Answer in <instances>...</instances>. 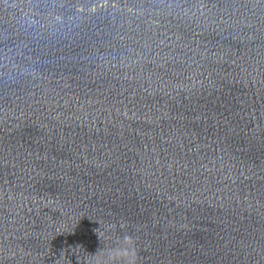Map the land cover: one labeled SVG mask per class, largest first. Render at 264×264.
Returning <instances> with one entry per match:
<instances>
[{
	"label": "water",
	"instance_id": "water-1",
	"mask_svg": "<svg viewBox=\"0 0 264 264\" xmlns=\"http://www.w3.org/2000/svg\"><path fill=\"white\" fill-rule=\"evenodd\" d=\"M0 264H264V0H0Z\"/></svg>",
	"mask_w": 264,
	"mask_h": 264
}]
</instances>
